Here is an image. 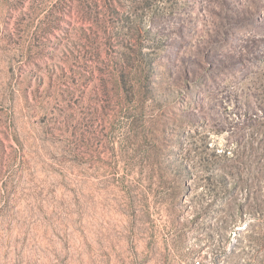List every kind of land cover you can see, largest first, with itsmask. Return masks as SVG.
<instances>
[{"label": "rangeland", "instance_id": "1", "mask_svg": "<svg viewBox=\"0 0 264 264\" xmlns=\"http://www.w3.org/2000/svg\"><path fill=\"white\" fill-rule=\"evenodd\" d=\"M0 264H264V0H0Z\"/></svg>", "mask_w": 264, "mask_h": 264}]
</instances>
